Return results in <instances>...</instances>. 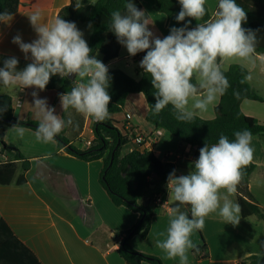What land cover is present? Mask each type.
Here are the masks:
<instances>
[{
    "label": "crops",
    "instance_id": "crops-1",
    "mask_svg": "<svg viewBox=\"0 0 264 264\" xmlns=\"http://www.w3.org/2000/svg\"><path fill=\"white\" fill-rule=\"evenodd\" d=\"M72 1L21 0L19 11L8 21L0 22V67L3 66L2 57L18 58V69H23L31 62L12 43L17 34L26 43L36 39L27 17L29 14L38 10L42 20L48 22ZM96 1L81 0V4L85 6ZM140 2L154 22L150 30L160 38L167 36L171 27H183L190 19L178 23L176 16L168 17L155 10L156 0ZM206 4L212 16L218 0H206ZM197 23L202 21L193 19L190 27L194 28ZM96 58L109 70L119 69L136 79L141 77L140 60L129 56L124 46L119 57L112 61L104 62L100 53ZM254 60L253 65L247 61L230 59L223 63L222 68L227 70L233 64H240L248 69V75L252 77L248 83L258 92L262 101L247 99L241 108L245 115L264 124V54L256 53ZM34 90L38 92L39 98H46L49 106L55 107V114L67 120L68 114L62 113L57 90L4 88L0 85V94L13 98L15 116L21 121H38L32 106L31 93ZM219 102L220 97L207 111H197L196 115L214 119ZM191 103L190 100L189 106ZM69 112L77 126L66 127L63 130L65 137L79 149H89L94 140L93 120L72 109ZM148 113L149 105L145 96L137 93L128 96L124 112L113 114L111 118L119 122L121 127L129 123L137 128L147 138V146L160 160L176 165L177 175L188 174L191 162L197 159V148L164 129L156 128L147 120ZM34 133L26 128L24 136L19 137L11 128L0 130L1 140L16 146L31 163L26 184L0 185V218L41 264H127L117 251L121 239L117 238L116 233L132 228L139 216L125 207L116 206L110 199L99 180L103 161L84 162L59 149L57 142L38 141ZM251 147L255 170L249 183H240L237 192L229 199L239 204V197H242L255 205L260 213L247 218L240 213L237 225L228 224L218 211L209 214L205 218L203 230L195 231L191 236L197 247L202 245V236L206 250L200 254L195 253L194 249L189 250L188 264H241L252 256L264 255V136L253 137ZM2 149L0 142V164L15 161L14 152L2 153ZM46 156L49 158L45 159ZM220 194L223 197L227 194L226 190L221 189ZM141 203L148 205L149 200L144 199ZM150 206L156 208L149 233L146 238L136 235L131 244L138 252L160 258L163 264H179L178 257L170 259L156 246L157 240L163 239L160 233L166 232L170 220L168 213L174 206V202L169 199V192Z\"/></svg>",
    "mask_w": 264,
    "mask_h": 264
},
{
    "label": "clouds",
    "instance_id": "clouds-1",
    "mask_svg": "<svg viewBox=\"0 0 264 264\" xmlns=\"http://www.w3.org/2000/svg\"><path fill=\"white\" fill-rule=\"evenodd\" d=\"M178 3L181 8L175 20L179 23L190 19L183 27H171L163 38L150 30L149 25L153 23L148 13L137 8L132 0H127L123 11L118 9L111 13L109 29L129 56L146 53L139 67L151 78L156 90L154 113L171 105L178 121L191 122L197 111H207L231 87L222 71L226 60L239 59L255 64L257 31L243 27L247 13L236 0H218L212 16L194 28L190 27L191 21H200L206 15V0H178ZM81 6V0H77L75 7L80 9ZM27 17L36 39L26 43L17 34L12 43L31 62L18 69V58L4 59L0 67V85L43 91L53 76L68 78L75 74L70 91L59 94L62 113L68 114L67 120L55 114V107L49 106L46 98H39L37 91L31 93L38 120L35 138L44 143H56L55 138L66 127L77 126L69 109L96 122L108 119L111 76L108 67L91 55L92 49L84 33L75 22L58 14L48 22L42 20L38 10ZM9 19V13H0V22ZM88 27L91 28V24ZM251 79L249 74L241 83ZM4 110L0 107V112ZM11 130L19 137L26 132L20 123L13 125ZM234 137L229 140L221 134L217 143H205L199 149L198 158L191 162L188 174L177 175L173 169L167 176L169 199L174 206L168 213L170 220L166 232L160 233L163 239L157 240L156 246L168 258L178 257L179 264H188L189 250L199 252L191 236L203 230L209 214L218 211L228 224L240 222V205L229 196L237 192L243 169L253 159V134L243 129L234 132ZM221 189L227 193L223 197Z\"/></svg>",
    "mask_w": 264,
    "mask_h": 264
},
{
    "label": "trees",
    "instance_id": "trees-1",
    "mask_svg": "<svg viewBox=\"0 0 264 264\" xmlns=\"http://www.w3.org/2000/svg\"><path fill=\"white\" fill-rule=\"evenodd\" d=\"M127 0H97L93 4L75 7L76 1H72L64 7L58 15L67 21L91 22L93 33L90 37L89 47L91 55L100 53L104 62L112 61L119 57L122 45L118 43L115 34L110 31L109 23L111 13L114 10H124ZM137 8L145 10L140 0H132ZM247 13V22L243 24L246 29L257 31L256 53L264 54V0H236ZM21 0H0V13H9L14 16L20 8ZM178 0H156L155 10L168 17H173L180 11ZM206 15L201 20L211 17L209 8L205 4ZM146 11V10H145ZM147 12V11H146ZM149 15V14H148ZM150 17V15H149ZM150 23H153L150 17ZM149 25V28L153 26ZM146 53L141 52L134 56L135 60H141ZM8 57H2V60ZM223 73L230 82L220 102L215 108L214 119H204L195 115L191 122H181L175 118L172 106L169 105L154 113L153 105L156 102L155 89L151 84V78L139 69L140 79H136L126 72L116 69L109 70L111 76L108 92L111 96L109 104L110 116L102 122H93L94 140L87 150H81L70 144L62 131L55 139L59 149L84 162L102 160L103 168L100 173V183L107 191L112 202L119 207H125L139 218L137 223L130 229L116 233L121 239L117 249L119 255L127 264H163L156 256L144 254L135 250L131 240L136 235L146 238L151 226V220L155 215V208L150 206L159 197L168 193L167 176L175 169L173 163L160 160L152 151L123 154L131 140L125 127L115 122L111 115L124 112L127 98L131 94H143L149 105L147 120L158 129H164L172 135L181 138L185 143L194 146L196 158L199 149L205 143L218 142L221 134L229 140H234V132L249 129L253 137L264 136V124L257 119L249 117L242 111L241 105L244 100L262 101L258 92L253 89L248 81L241 80L248 75V69L240 64H233L229 69L222 68ZM195 83V78L193 79ZM73 81L60 76H53L45 90H57L59 94L70 91ZM238 94V95H237ZM0 107L6 110L0 112V130L12 128L20 123L25 128L35 131L38 121H21L15 116L13 98L7 94H0ZM2 153L14 152L15 161H7L0 164V185H18L27 183L26 174L31 169V163L21 151L14 145L7 144L2 140ZM255 170V164L251 163L243 169L244 175L241 183L247 184ZM149 200L148 205L141 202ZM241 214L247 218L255 213H260L258 208L239 197ZM201 235V234H200ZM202 245L198 246L199 254L206 250V243L201 236ZM195 253H197L194 250ZM202 257V255H200ZM0 264H41L34 253L15 235L9 225L0 218ZM241 264H264V255H255Z\"/></svg>",
    "mask_w": 264,
    "mask_h": 264
},
{
    "label": "built area",
    "instance_id": "built-area-1",
    "mask_svg": "<svg viewBox=\"0 0 264 264\" xmlns=\"http://www.w3.org/2000/svg\"><path fill=\"white\" fill-rule=\"evenodd\" d=\"M93 122L95 121L93 120ZM123 127H125L131 140L130 144L125 148L123 154L133 153L135 151H152L151 147L147 146V138L137 128L133 127L129 123H126Z\"/></svg>",
    "mask_w": 264,
    "mask_h": 264
},
{
    "label": "rangeland",
    "instance_id": "rangeland-1",
    "mask_svg": "<svg viewBox=\"0 0 264 264\" xmlns=\"http://www.w3.org/2000/svg\"><path fill=\"white\" fill-rule=\"evenodd\" d=\"M91 24V28L88 27V25ZM77 27L84 33V39L87 41L89 44L90 37L93 33V24L91 22H86V23H78ZM0 142L2 143L1 137H0ZM198 257V256H197Z\"/></svg>",
    "mask_w": 264,
    "mask_h": 264
},
{
    "label": "water",
    "instance_id": "water-1",
    "mask_svg": "<svg viewBox=\"0 0 264 264\" xmlns=\"http://www.w3.org/2000/svg\"><path fill=\"white\" fill-rule=\"evenodd\" d=\"M68 79H70V80H74L75 79V74H72V75H70L69 77H68Z\"/></svg>",
    "mask_w": 264,
    "mask_h": 264
}]
</instances>
